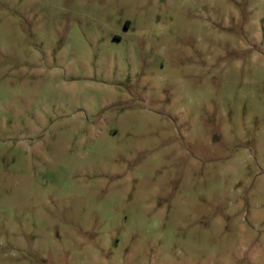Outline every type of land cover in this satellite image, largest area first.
<instances>
[{"label":"rangeland","instance_id":"374dc122","mask_svg":"<svg viewBox=\"0 0 264 264\" xmlns=\"http://www.w3.org/2000/svg\"><path fill=\"white\" fill-rule=\"evenodd\" d=\"M0 264H264V0H0Z\"/></svg>","mask_w":264,"mask_h":264}]
</instances>
